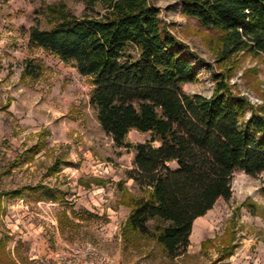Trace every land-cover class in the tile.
<instances>
[{"label":"trees","instance_id":"obj_1","mask_svg":"<svg viewBox=\"0 0 264 264\" xmlns=\"http://www.w3.org/2000/svg\"><path fill=\"white\" fill-rule=\"evenodd\" d=\"M156 1L82 0L81 17L52 8L51 27L31 29L28 45L50 52L88 81V104L101 130L116 147L133 152L126 180L140 196L117 184L118 204L129 209L121 233L148 237L174 259L190 246L194 221L218 200L230 199L235 172L264 178V109L234 94L224 73L212 75L210 97L185 94L182 87L195 84L198 72L162 25ZM177 1L183 16L218 33L220 63L240 53L264 61V0ZM42 72L40 64L25 60L21 79L36 81ZM130 131L149 140L126 143ZM40 148L37 143L21 158L30 161ZM48 172L57 174L59 162ZM260 191L264 196V183ZM24 192L36 203L63 205L67 196L37 184L1 193L0 199L20 198ZM232 242L220 251L219 262L233 254ZM5 247L2 238L0 264H15Z\"/></svg>","mask_w":264,"mask_h":264},{"label":"rangeland","instance_id":"obj_2","mask_svg":"<svg viewBox=\"0 0 264 264\" xmlns=\"http://www.w3.org/2000/svg\"><path fill=\"white\" fill-rule=\"evenodd\" d=\"M154 6L159 10L162 25L183 45L177 50L198 72L195 84L182 87L185 94L210 97L214 90L212 75L224 73L228 75L227 82L234 94L245 98L253 108L264 109V61L261 56L240 53L220 63L217 32L204 29L196 20L183 16L177 0H158ZM60 7L64 13L75 17L84 14L82 0H0V37L10 40L9 50H19L24 58L27 56L22 60V68L25 60H33L43 68L39 79L26 83L40 99L37 113L45 120L51 113L46 107L55 112L51 129L45 130L48 138L43 139L47 149L31 164L5 170L4 165L12 163L21 147L32 140L12 144L9 142L11 136L3 134L5 140L0 137V193L36 184L67 193L64 205L35 203L28 198L27 192L21 198L3 200L5 213L14 214L11 217L8 214L6 226L1 223L0 239L6 237V242L14 245V258L21 264H34L29 262V256L36 252L42 255L44 242H47L50 252L65 245L88 243L119 264H264V196L260 191L264 178L261 175L250 177L235 172L230 199L218 200L199 222H195L190 246L177 258H167L148 237L121 233L129 209L118 204L121 191L117 184H123L132 196H140L132 182L126 180V173L132 169L133 152L116 147L101 130L88 104L91 91L88 81L70 64L61 62L50 52L29 47L27 42L31 29L51 27L53 14L50 9ZM128 51L133 53L131 48ZM5 58L8 62L0 68L8 69L12 62L20 61L11 54H6ZM147 140L148 135L136 131H130L125 139L131 145ZM53 159L61 161V168L57 174L49 176L45 170ZM94 180L102 181L103 185H97ZM18 220L20 225L15 230L13 226ZM34 232H38L37 235ZM230 238L235 247L233 254L219 262L220 251L226 248ZM206 241V247L202 248L201 244Z\"/></svg>","mask_w":264,"mask_h":264},{"label":"crops","instance_id":"obj_3","mask_svg":"<svg viewBox=\"0 0 264 264\" xmlns=\"http://www.w3.org/2000/svg\"><path fill=\"white\" fill-rule=\"evenodd\" d=\"M9 42L10 40L0 37V66L5 67V63L8 62L7 59L5 58L6 54H11L12 57L15 58V60H20V61L19 63L16 64L12 62L13 65H11L8 69L0 68V134H1L0 137L2 140H5L6 138L3 137V134L6 136H11L9 142L12 144L25 142L26 140H32V142H29L28 145L21 147V150L18 151L19 154H17L14 157L12 163L4 165L5 170H10L11 168L15 167V165L31 164L35 159L40 157L41 154L45 153L44 151L47 149V147L46 145H44L45 143L43 139L46 140L48 138L47 131L45 130H50L55 121V112L50 107H46L47 110L51 112L50 116L47 115L45 120L40 119L37 113V109H38L37 104L39 103L40 99L36 94H33L26 85L29 79L27 78L21 79V73L23 69L22 60L26 59L27 56L24 58L23 54H21L19 50L18 51H13V49L9 50L8 49L10 47ZM27 42H28V38H27ZM45 134L46 136H44ZM37 143L41 145L40 151L36 155H34L30 161L24 162L23 158H21L22 154L26 150L36 145ZM48 153H50V151H48ZM83 155L86 156L85 154ZM55 162H59V170H60L61 161L53 159V163L45 170L47 175L54 176L51 175L48 172V170L52 167V165ZM4 199H8V198L4 196L0 199L2 206V213H0V225L1 223H3L6 226L5 222L8 218V214L11 217L13 216L14 213H5L6 209L3 203ZM13 199H18V198H13ZM202 217L197 218L194 221L193 225L195 224V222L197 221L199 222ZM18 224H19V220L18 222H15L13 226L15 230L18 229L17 226ZM32 226L33 225H28L29 228H33ZM9 229L11 230L12 233L15 232L13 231L14 229L13 230L11 228ZM41 229L42 228H40L38 231H40ZM34 233L37 235L38 232H34ZM43 249L44 252L42 253V255L38 254L37 252L33 255L31 254L32 256L30 255L28 258L29 262L33 261L34 264H39V263L47 264L46 263L47 251L45 245ZM5 251L11 261H13L15 264H21L17 259L14 258V245L8 244L6 242ZM10 256H12V258H10ZM30 257H35L37 259L30 260L31 259Z\"/></svg>","mask_w":264,"mask_h":264},{"label":"built area","instance_id":"obj_4","mask_svg":"<svg viewBox=\"0 0 264 264\" xmlns=\"http://www.w3.org/2000/svg\"><path fill=\"white\" fill-rule=\"evenodd\" d=\"M51 224L56 227L54 222L51 221ZM45 243L47 264H119L98 248L88 243L65 245L63 248L54 252L48 251L49 246L47 242ZM30 258V260L37 259L35 257Z\"/></svg>","mask_w":264,"mask_h":264}]
</instances>
